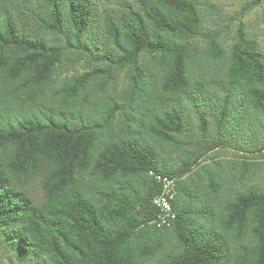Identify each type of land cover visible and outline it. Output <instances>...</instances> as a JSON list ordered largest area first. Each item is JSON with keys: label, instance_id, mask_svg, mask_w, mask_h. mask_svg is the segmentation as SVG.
Masks as SVG:
<instances>
[{"label": "trees", "instance_id": "16d2710c", "mask_svg": "<svg viewBox=\"0 0 264 264\" xmlns=\"http://www.w3.org/2000/svg\"><path fill=\"white\" fill-rule=\"evenodd\" d=\"M96 4L0 0L2 258L264 264V188L223 197L227 180L209 168L190 177L210 151L238 146L264 121L255 41L240 24L228 53L215 38L198 53L192 40L208 36L199 0H131L101 19ZM179 150L189 155L174 168L161 152ZM155 175L176 179L169 227L155 224Z\"/></svg>", "mask_w": 264, "mask_h": 264}, {"label": "rangeland", "instance_id": "374dc122", "mask_svg": "<svg viewBox=\"0 0 264 264\" xmlns=\"http://www.w3.org/2000/svg\"><path fill=\"white\" fill-rule=\"evenodd\" d=\"M28 1L37 4L39 0ZM95 1L100 19L103 17L105 10L117 13L125 4L131 3V0ZM199 9L203 16V31L208 36L192 40L198 53H204L208 47L209 40L213 38L217 39L221 47L228 53L236 40L237 27L242 24L247 35L255 41L257 50L264 59V0H199ZM45 39L51 44L62 43V39L53 33L46 34ZM140 60L145 61L146 57L143 56ZM202 63L206 64V61H202ZM215 66L221 71L224 70L226 59L218 62ZM197 69L199 70L197 71ZM79 70H83L81 65ZM191 70L202 71L203 74L207 75V71H210V66L207 65L201 68L200 65L194 63L191 66ZM127 81V75H121L118 81L119 87H124ZM159 82L160 80L155 81V84L159 86ZM263 127L264 121L253 130V136L249 133L244 142L238 146H219L215 150L210 151L201 159L198 166L191 171L190 177H194V174L195 178H197V175L202 176L204 174L202 167L209 168L218 177L227 180L222 190L223 197L226 194L250 187L264 188ZM210 130L209 137H213L212 131H215V128L211 126ZM188 153L189 151L185 150H179L178 153L161 152L165 162H168L174 168L181 165L182 160L188 157ZM203 182L207 183V181ZM170 243L169 248L174 247L175 239L173 237L170 239ZM0 264H8V259H3L1 254ZM146 264L155 263L150 261Z\"/></svg>", "mask_w": 264, "mask_h": 264}, {"label": "built area", "instance_id": "2783aa9c", "mask_svg": "<svg viewBox=\"0 0 264 264\" xmlns=\"http://www.w3.org/2000/svg\"><path fill=\"white\" fill-rule=\"evenodd\" d=\"M155 178L161 183V192L153 200V204L158 210L155 224L159 228L169 227L176 219V212L173 206L177 196L176 179L168 175H155Z\"/></svg>", "mask_w": 264, "mask_h": 264}]
</instances>
